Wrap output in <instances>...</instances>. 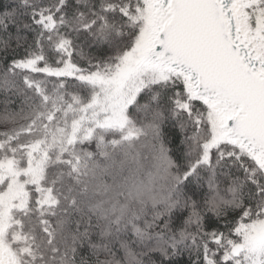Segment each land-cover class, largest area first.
Masks as SVG:
<instances>
[{"label":"snow or ice","instance_id":"6c2138e0","mask_svg":"<svg viewBox=\"0 0 264 264\" xmlns=\"http://www.w3.org/2000/svg\"><path fill=\"white\" fill-rule=\"evenodd\" d=\"M0 264H264V0H0Z\"/></svg>","mask_w":264,"mask_h":264}]
</instances>
